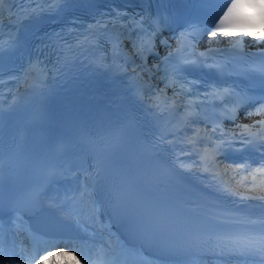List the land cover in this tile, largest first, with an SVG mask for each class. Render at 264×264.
<instances>
[{
  "label": "snow or ice",
  "instance_id": "obj_1",
  "mask_svg": "<svg viewBox=\"0 0 264 264\" xmlns=\"http://www.w3.org/2000/svg\"><path fill=\"white\" fill-rule=\"evenodd\" d=\"M70 0H27V3L31 6L28 15L33 18H38L41 15L55 12L60 10V8L69 3ZM166 2V0H165ZM186 3L190 5H209L217 2V0H185ZM226 3V10L223 11V14L219 16L218 22L215 23L214 29H203L207 31L209 37L215 38L218 35L228 36V35H257L252 32L251 29L255 26V24L248 18V16L244 13L243 9L246 5L255 3V0H224ZM13 3V0H0V18L3 17L5 11L10 13V24L11 17L17 15L20 10H13L11 8L5 9V4ZM264 7V4L260 5ZM159 15V13L157 14ZM115 19L108 22H97L98 28L93 29L89 32L87 37L80 41L78 40L76 43V48L80 49H91L95 48L97 45L95 43L97 35L103 32H107L109 25L112 27L118 26V21L127 17V13L116 12L114 14ZM151 19V18H149ZM167 22L166 18L161 17L159 22L153 21L149 23V29L153 31L147 32L146 38L142 44L137 43L135 39L131 41L133 52L140 56L142 61L146 62L145 53H150L155 47V29L159 27V24ZM145 23H148L144 17H141L139 20L136 17L130 18V24L124 26L126 29L131 28V34L136 32H145L141 26ZM15 27V25H11ZM190 31L188 35L193 39L196 38V31L198 26L193 27L189 26ZM5 33L2 30V24H0V95H3L2 89L4 87L2 78H3V59L5 52H11L18 46V37L15 32L8 33V42L7 46H5V42L3 40ZM260 41H264V36L259 37ZM242 43V41H241ZM195 46L192 44H183L178 51H187L189 48H194ZM112 55L113 57H119L126 64V50L123 49V38L122 35H117L115 40L112 43ZM71 50V49H70ZM211 51V50H210ZM173 53H169V56H172ZM209 53H199L197 54L194 51L188 52V56L185 58V63L187 64H196L201 58H206ZM192 57H196V59H192ZM210 67H217V65H211ZM180 69L177 68L178 72ZM257 71L260 73L261 78L264 79V66H261ZM132 72L135 73L136 76H140L141 73L136 72L135 66L132 68ZM178 83V81H176ZM171 86V85H166ZM227 90H225L226 92ZM219 95V93H216ZM261 100H264V97H261ZM175 100L172 101L171 105H167L166 108H170L174 106ZM153 106L157 109H160L163 105L159 99V94H157V98L153 101ZM264 113V104H261V107L257 109V114ZM3 117H4V108L3 103L0 102V141H3ZM262 126H264V121L260 122ZM255 127V125H253ZM245 129L248 130V126H245ZM249 144L258 143L260 147H264V138L257 139L256 137H251L248 140ZM257 172L261 175H264V167L257 169ZM4 173V158H0V180H3ZM96 174H88L85 176L84 182H82L80 189L73 194L66 195L64 200L58 205V207L62 209H67V211L79 217L81 215L87 214L90 220H97L101 214V208L99 206V201L95 197V182L94 176ZM42 192L39 189H33L27 196H21L16 202H9L8 209L9 211L16 217V219H21L23 215H27L32 210L39 207L40 204V196ZM5 209V201L3 199L0 202V264L4 259H10L15 261L16 259H34L33 255H29L27 257L20 256L17 257L15 255H5V239H4V227H3V216ZM248 231L241 233H234L228 236L227 239H216L212 240L209 238V245L216 244L221 250H227L230 255H239V256H251L258 255L260 258V264H264V217H261L257 220H249L245 224ZM31 240L34 245L38 244H46L49 247L58 248V252H48V256L55 255H63L64 248L60 247L53 240H45L43 237L39 235L33 234L31 236ZM65 247H77L81 254L85 257V259L90 261L91 257L89 256L90 246L87 242H82L79 244L72 243L65 245ZM47 256H40L39 259L36 260V264H45V260Z\"/></svg>",
  "mask_w": 264,
  "mask_h": 264
},
{
  "label": "bare ground",
  "instance_id": "obj_2",
  "mask_svg": "<svg viewBox=\"0 0 264 264\" xmlns=\"http://www.w3.org/2000/svg\"><path fill=\"white\" fill-rule=\"evenodd\" d=\"M99 84L100 81L96 82L95 84L94 91L96 92V94H102L98 90ZM104 95L112 101H115L117 98H120L122 96L121 93L117 95L106 93ZM144 114L145 118L148 120L151 133L155 137L154 139L158 144V149L163 152L165 157L169 159L172 165L203 187L217 190L216 185L213 184L215 183L216 175L213 174V177L207 176L202 168H198L197 164V166H194L191 157L184 153L185 150L182 148L179 142L175 141L177 138L174 137L170 132L165 135L161 134V128L166 126L165 122L167 120V117L163 119L161 114H152L147 111H145ZM197 132L204 136L202 132ZM168 134H171L173 138ZM187 134L188 138L192 136L190 135L191 133ZM195 138H192L191 140L192 145L196 144ZM204 140L206 141L205 145L210 144L208 146L215 147L214 142L211 139L206 138ZM198 149H200V147H198ZM257 151L260 150L258 149ZM262 153H264V151H262ZM235 185L238 184L235 183ZM76 188H79L77 186V182L75 180H69L62 182V184L59 186H49L46 192L44 191L40 196L47 207L53 210L61 219L66 220L68 222V227L77 232L78 239L74 241L60 238L50 239L45 238L39 234H35L43 237L45 240L55 241L57 244H59L60 247L64 248V254L48 256V252H58V248L49 247L43 243L34 245L31 240V236L34 233L28 231L27 225L22 219H16V217L12 215L3 219L2 221L4 227L6 249L5 255H15L17 257H27L29 255H33L35 258H18L16 262L10 259H4L2 261V264H36V260L39 259L40 256H47L45 264H90V261L85 259V257L81 254L77 247H65V245L68 244H79L82 242H87V244L90 246L89 256L91 257V264H118V260L123 255H126L127 259L121 264H128L132 261L135 262L134 264H232L230 261H228L225 255H218L217 257L212 253H210L209 255L200 254L195 248H193V246H185L180 243H176L175 245H173V247L179 252V256L171 258L167 256L148 253L147 256H149L150 258H154L150 260L146 259V256H142V253L145 251L140 246L134 245L136 252H132L128 247L120 245L118 236H116L112 231L109 230V225L113 224L107 223V221L109 220L108 218L105 219L104 217L102 219L93 221L88 217L85 219L80 216H75L78 221L83 223L81 226H77L69 221L68 216L64 213L65 209L58 207V205L64 200V197L66 195L76 193ZM145 191L146 189H144L143 192ZM259 200L264 203V200L262 198H260ZM240 258L244 259L246 257L240 256ZM237 264L260 263H254L251 260H244L243 262Z\"/></svg>",
  "mask_w": 264,
  "mask_h": 264
},
{
  "label": "water",
  "instance_id": "obj_3",
  "mask_svg": "<svg viewBox=\"0 0 264 264\" xmlns=\"http://www.w3.org/2000/svg\"><path fill=\"white\" fill-rule=\"evenodd\" d=\"M45 212H47L48 214H51L53 217H54V219L56 220V222H57V224L61 227V228H63V229H65L66 228V226H67V223L65 222V221H62V220H60V219H58L51 211H45ZM31 222H32V220L30 219H28V224H29V227H30V225H31ZM31 228V227H30ZM44 236H46V237H50V238H64V239H70V240H75V239H77V235H76V233L75 232H72V231H70V230H66L65 229V233H63V234H61V235H52V234H46V233H44Z\"/></svg>",
  "mask_w": 264,
  "mask_h": 264
},
{
  "label": "rangeland",
  "instance_id": "obj_4",
  "mask_svg": "<svg viewBox=\"0 0 264 264\" xmlns=\"http://www.w3.org/2000/svg\"><path fill=\"white\" fill-rule=\"evenodd\" d=\"M169 138H171V137H169ZM183 150V149H182ZM185 153V152H184ZM197 164V162H194V166H197L196 165ZM215 177V176H214ZM64 213L68 216V218H69V221L70 222H72V223H74L75 225H77V226H81L83 223L82 222H80V221H78L77 220V218L74 216V215H72V214H70L68 211H67V209H65L64 210ZM72 216V217H71ZM75 217V218H74ZM80 217H83V218H87L88 217V215L87 214H84V215H81ZM77 221V222H76ZM127 259V256L126 255H123V256H121V258L118 260V264H121L123 261H125ZM135 262L134 261H132V262H130V263H128V264H134Z\"/></svg>",
  "mask_w": 264,
  "mask_h": 264
}]
</instances>
